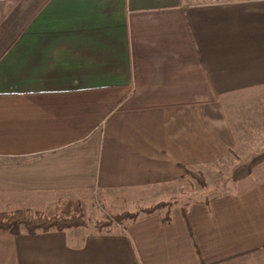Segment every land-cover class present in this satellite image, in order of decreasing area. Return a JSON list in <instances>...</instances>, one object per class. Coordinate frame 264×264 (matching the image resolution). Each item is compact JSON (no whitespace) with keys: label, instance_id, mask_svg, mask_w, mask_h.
<instances>
[{"label":"crops","instance_id":"0c3cea01","mask_svg":"<svg viewBox=\"0 0 264 264\" xmlns=\"http://www.w3.org/2000/svg\"><path fill=\"white\" fill-rule=\"evenodd\" d=\"M22 210L92 223L0 230V264H264V1L0 2V213Z\"/></svg>","mask_w":264,"mask_h":264},{"label":"trees","instance_id":"16d2710c","mask_svg":"<svg viewBox=\"0 0 264 264\" xmlns=\"http://www.w3.org/2000/svg\"><path fill=\"white\" fill-rule=\"evenodd\" d=\"M165 206H168V204L161 203L136 213H122L104 221L97 222L96 228L102 230L117 223L122 224L126 221H135L142 214H153ZM86 225V221L81 216H47L23 210L12 213H0V230L8 231L16 235L20 233L22 228L26 229L29 234H36L37 232H49L52 230L63 231L80 228Z\"/></svg>","mask_w":264,"mask_h":264},{"label":"rangeland","instance_id":"374dc122","mask_svg":"<svg viewBox=\"0 0 264 264\" xmlns=\"http://www.w3.org/2000/svg\"><path fill=\"white\" fill-rule=\"evenodd\" d=\"M197 178H198V176H197ZM203 182H204V181H202L201 178L199 177V178H198V181H195V187H196V189L201 188ZM159 204H161V203H159ZM156 205H158V204L151 205L150 207H153V206H156ZM150 207H148V208H150ZM148 208H145V209H148ZM142 210H143V209H142ZM138 211H141V210H138ZM138 211H134V212H122V213H136V212H138ZM122 213H119V214H122ZM119 214H113L112 216H109V217L105 218V220L108 219V218H112V217H114V216H116V215H119ZM81 217H83V216H81ZM83 219H84V217H83ZM84 220H85V219H84ZM85 221H86V223L88 224L89 221H87V220H85ZM102 221H104V220H102ZM90 222L92 223V221H90ZM90 222H89V223H90ZM97 222H100V221H97ZM97 222L92 223V224H95V226H96V223H97ZM126 222H128V221H126ZM126 222H124V223H126ZM91 223H90V224H91ZM124 223H122V224H124ZM117 224H118V223H117Z\"/></svg>","mask_w":264,"mask_h":264},{"label":"built area","instance_id":"2783aa9c","mask_svg":"<svg viewBox=\"0 0 264 264\" xmlns=\"http://www.w3.org/2000/svg\"><path fill=\"white\" fill-rule=\"evenodd\" d=\"M2 1H5V0H0V2H2ZM261 1H264V0H261Z\"/></svg>","mask_w":264,"mask_h":264}]
</instances>
